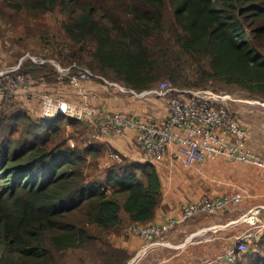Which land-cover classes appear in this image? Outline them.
<instances>
[{
	"label": "trees",
	"instance_id": "16d2710c",
	"mask_svg": "<svg viewBox=\"0 0 264 264\" xmlns=\"http://www.w3.org/2000/svg\"><path fill=\"white\" fill-rule=\"evenodd\" d=\"M5 1L35 16H67L63 39L38 34L48 39L47 60L64 68L86 67L138 93L165 79L181 89L215 80L264 101V0H121L111 8L97 0ZM169 10L174 23L166 24ZM19 71L49 84L58 76L47 62L27 61ZM11 108L0 106V264H56L57 254L86 248L99 264H129L135 255L108 232L120 229L122 212L129 232L154 223L163 200L158 163L129 162L94 142L88 121H36ZM111 152L120 164L101 162ZM79 211L83 224L70 218ZM254 243L237 264H264V232Z\"/></svg>",
	"mask_w": 264,
	"mask_h": 264
},
{
	"label": "built area",
	"instance_id": "2783aa9c",
	"mask_svg": "<svg viewBox=\"0 0 264 264\" xmlns=\"http://www.w3.org/2000/svg\"><path fill=\"white\" fill-rule=\"evenodd\" d=\"M59 73L63 79H68L80 90L81 100L73 102L47 91H34L33 96L39 101L41 116L45 120L63 116L88 121L96 126L102 135L116 137H123L129 131H134L136 146L145 159L158 164L171 152L175 159L189 169L226 158L232 163L258 169L264 175V158L249 148L247 145L249 131L229 107L231 102L264 107V102L243 100L236 98L235 95H222L209 89H181L173 87L169 81L141 94L113 84L121 91L132 92L138 98L149 96L166 98L168 115L164 121L158 122L150 117H135L93 106L91 103L93 97L81 91L83 83L95 77L87 68L76 65L69 68L59 67ZM26 84L27 77L24 75H17L13 80L6 77L0 81V86L7 85L11 90L9 93L0 90V94L9 99L18 86ZM109 157L112 161L121 163L115 152H111ZM244 198L242 190L214 199L202 198L185 204L180 216L171 218L166 224L135 223L131 226L130 233L157 244L159 237L177 226L197 217L220 214L230 207L239 205ZM260 212L261 208L257 207L255 213L244 216L243 220L249 221L252 218L256 222ZM262 226L264 228V223ZM253 237V234L246 235L234 248L204 264H237L239 257L247 251L248 240Z\"/></svg>",
	"mask_w": 264,
	"mask_h": 264
},
{
	"label": "rangeland",
	"instance_id": "374dc122",
	"mask_svg": "<svg viewBox=\"0 0 264 264\" xmlns=\"http://www.w3.org/2000/svg\"><path fill=\"white\" fill-rule=\"evenodd\" d=\"M97 1L104 6L106 3H109L108 6L111 8L118 7L117 2L121 0ZM0 16L2 17L0 20V81H3L6 77L8 80H13L17 75L23 76V74H20V71L18 72V67H20L21 62L24 63L31 61L37 62L41 65L48 61L47 63L57 69L50 60H47L50 58L48 57L49 53L45 50V42L48 41V39L41 38L38 34L41 36L42 34L48 32L60 37V39H63V24L68 20L65 14L60 12V10H56L53 13L35 16L27 10L16 9L5 0H0ZM116 17H120V14H117ZM37 19H39L38 22H35ZM169 23H174V17L171 10L168 11L166 16V24ZM18 25L22 27L23 25H27L29 28L28 33H26L22 27H18ZM51 60L55 61V59ZM56 62L54 63L60 66V63ZM168 81L172 82L170 79H165L159 82L157 87ZM54 84L55 83H52L51 85ZM67 84L69 83L67 82ZM52 87L56 88L55 85ZM207 87L208 88L206 89L222 95L231 94L238 96L237 94L241 93L246 96V98L260 100L251 97L239 86L229 85L215 80L210 81ZM0 90L5 93H9L11 89L5 85L0 86ZM80 100L81 96L77 102ZM2 109H4V106ZM17 110L18 108L16 107L11 108L8 110V113L14 114ZM222 161L223 159L214 162H206L189 169L184 167V165L176 159L174 164H172L170 171L161 173L163 197L168 200L172 199L173 201L177 199L180 204H188L196 202L202 198L214 199L223 197V195H230L236 188H243L239 185L236 187L238 183L237 176L241 170H243L242 174L244 177L246 175L250 177L254 176L255 179L259 181L258 177L260 174L259 171H256L258 169L253 170L251 169V166L245 164H235L234 166H240L241 169H238L236 173L234 169H231L226 172L227 174H224L222 169L215 167V165H222ZM209 165H212L213 167H209ZM96 175L103 177L102 172H97ZM226 175H230L231 177L228 178ZM243 180L244 179L242 178L241 182ZM252 180L251 184H249V182L247 184H243L248 187L243 188L244 190L246 189L247 192L242 190L244 196L247 194V198H244L246 205L253 203V197L256 195L254 187L255 182L253 183ZM227 187L233 190L226 191ZM238 191H241V189L236 190V192ZM118 198L123 202L126 196L121 195ZM233 209H231L233 212L225 210V212L217 214L216 216L197 217L190 222L177 226L175 229L170 231L169 234L167 233L163 235L157 240V242L163 243V245L159 246L161 248H159L160 250L155 254L156 260H153L155 262L154 264H158L160 260H169L170 258L171 259L166 264H204L208 260L214 259L227 250L234 248L236 243L248 234H253L254 237L248 240L246 253H249L251 250H256L254 242L258 240L259 234L264 232V228L262 226L264 223V211L261 214L259 213L257 217L258 221L256 222H254L255 220H241V224H235L221 230L223 226H225V222H223L224 213L228 212L229 214H233L235 217L238 215L237 210ZM121 217L123 224L120 229L112 233L108 232L111 241L114 243L121 240V237H124L125 234L126 236L124 240H129L130 238L127 233V229H129L130 225L127 221L126 214L122 212ZM70 218L80 224H83L86 221L83 211L76 212ZM201 223L205 224L204 227H201L202 230L204 229L203 232L201 231L203 234L193 238V240L187 244L192 235L197 234V232L200 231L198 230L197 232H194V225L200 226ZM180 228H182L183 231L178 232L179 230H182ZM173 235H175V237H173ZM223 235H225V237H223ZM143 240L146 245L151 244L149 241L145 239ZM55 262L56 264H99L96 261V258L92 255V251L88 248L69 249L67 251H63L56 255Z\"/></svg>",
	"mask_w": 264,
	"mask_h": 264
},
{
	"label": "crops",
	"instance_id": "0c3cea01",
	"mask_svg": "<svg viewBox=\"0 0 264 264\" xmlns=\"http://www.w3.org/2000/svg\"><path fill=\"white\" fill-rule=\"evenodd\" d=\"M21 66L22 65L18 67V72ZM24 76L27 77V84L24 86H18L9 99H7L4 95L0 94V105L9 103L14 105L18 109L23 108L28 112V114L33 119H35L36 121H40L41 107L39 101L33 96L34 91H38V92L47 91L50 93H55L59 96H62L64 99L73 102L78 101L80 99V90L74 87L69 80L63 79L59 72L56 78V83L54 84L56 88L52 87L54 85L47 83L44 79H40L41 80L40 82H36V80H34L33 78L26 75ZM67 82L69 84H67ZM111 83L113 82L105 79L102 76L97 75V77L93 78L92 80L85 81L82 85L83 89L81 91H84L85 93L91 95L93 97L91 100L93 106L102 110L118 112L122 114L132 115L135 117H150L158 122H162L166 119L168 115L166 98L146 97L143 99H139L131 93L119 91V89L114 87ZM118 84L122 86L124 85L123 83H118ZM237 95L239 97L235 96L236 98L243 100H250V98H246V96L242 95L241 93H238ZM229 107L231 111L236 116L239 117L241 124L245 126L249 131V140L247 142L249 148L254 153L264 158V107L241 104L236 102L229 103ZM135 135L136 134L134 131H129L123 137L102 135L100 131L97 129V127L94 126V134L92 135L91 139L94 140V142L96 143L108 145L110 149L116 150L122 157H124L129 162L145 163L147 161L144 155L135 145ZM70 143L71 145H75V141L73 139H70ZM174 161H176V159L174 158L173 153L170 152V154L166 156L165 160L157 165L160 175L163 172L170 171L172 164H174ZM101 162H104L105 164H109L112 163V160L108 155V157L103 158ZM222 162H223L222 165H215V167L222 169L224 174H227L226 172L231 169H234L235 173L237 172L238 169H241L240 166H234L236 163H232L230 160L226 158H223ZM209 167H213V166L209 165ZM251 169L256 170L255 168H251ZM242 171L243 170H241V172L237 176L238 183L236 187L239 185L243 188H248L243 184H247L248 182L249 184H251V180L253 178L252 182L253 183L255 182L254 187L256 190V195H254L252 201L253 203L251 204L246 205L244 201L247 198V194H246L245 199L239 205L228 208L226 210L228 212L229 211L233 212L231 209L235 208L233 210H237L238 215L235 217L233 214H229L228 212L224 213L223 222H225L224 223L225 226H223L221 230L235 224L236 225L241 224L242 222L241 219L245 215H248L250 212H252L256 207L261 208L260 214L264 211L263 173L259 170H256L259 171L260 174L258 177L259 179L258 181L255 179L254 176L250 177L246 175L244 177ZM226 176L228 178L231 177L230 175H226ZM242 178L244 180L241 182ZM243 188H236L233 191V193H235L237 189H241L247 192V190L246 189L244 190ZM227 190L232 191L233 189L227 187L226 191ZM184 204L185 203L180 204V202L177 199L173 201L172 199L168 200L165 197H163L162 203L157 210L156 217L153 222L158 224H166L171 218L179 217ZM238 211L240 212V214ZM194 226H195V228L193 229L194 232H197L198 230L200 231L197 232V234L192 235V237L188 240L187 244L191 240H193V238L203 234L201 227H204L205 224L201 223L200 226L197 225ZM181 231H183V229L179 230L178 232ZM127 233L130 236L129 240L126 239L124 240L126 236L125 234V236L121 237V240H118V242L115 244L118 247L127 249L129 252L135 255V257L131 260L129 264L131 263L154 264L155 262L153 260H156L155 254L160 250L159 248L161 247L159 246L163 245V243L153 244V242H150L151 243L150 245H146L145 241L142 238L131 235L129 231H127ZM260 236L261 234H259V237ZM173 237H175V235H173ZM223 237H225V235H223ZM169 260L167 259L160 260L158 264H166L169 262Z\"/></svg>",
	"mask_w": 264,
	"mask_h": 264
},
{
	"label": "clouds",
	"instance_id": "9594fccd",
	"mask_svg": "<svg viewBox=\"0 0 264 264\" xmlns=\"http://www.w3.org/2000/svg\"><path fill=\"white\" fill-rule=\"evenodd\" d=\"M51 61V63L57 68V71L59 72V67L60 68H64V67H62L61 66V64H59L60 66H58V65H56L54 62H56V61H54V60H50ZM54 61V62H53ZM48 62V61H47ZM57 63V62H56ZM23 64V62H21V65ZM73 66H75V65H72V66H70V67H73ZM77 66V65H76ZM80 67H82V66H80ZM67 68H69V67H67ZM84 68H86V67H84ZM88 69V68H87ZM73 70H75V68L73 69ZM90 70V69H89ZM91 71V70H90ZM92 72V71H91ZM93 73V72H92ZM94 74V73H93ZM95 75V74H94ZM95 77H97V75H95ZM95 77H93V78H95ZM93 78H91L90 80H92ZM68 80V79H67ZM90 80H88V81H90ZM112 85L113 84H117L118 86H121V87H123V88H125L126 90H128V91H130V90H132V91H134V92H136L135 90H133V89H129V88H126L124 85L122 86V85H119L118 83H116V82H113V83H111ZM114 87H116V88H118L119 89V87L118 86H115V85H113ZM157 88V87H156ZM155 89V88H154ZM151 90V89H150ZM119 91H121L120 89H119ZM147 91V90H146ZM121 92H125V91H121ZM143 92H145V91H143ZM143 92H141V93H143ZM126 93H131V94H133L132 92H126ZM137 94H141V93H138V92H136ZM57 95V94H56ZM134 96H136L135 94H133ZM137 97V96H136ZM149 97H152V96H149ZM138 98V97H137ZM139 99H143V98H139ZM250 100H252V99H250ZM259 101V100H258ZM261 102H264V101H262V100H260ZM75 102H77V101H75ZM93 105V104H92ZM63 117V116H62ZM58 118V117H57ZM64 118H66V119H72V118H67V117H64ZM41 119H43L42 118V116H41ZM56 119V118H55ZM43 120H45V119H43ZM51 120H53V119H51ZM76 120V119H75ZM45 121H50V120H45ZM135 145H136V143H135ZM142 153V152H141ZM110 155V154H109ZM114 162V161H113ZM116 163V162H115ZM118 164V163H117ZM257 208V207H256ZM255 208V209H256ZM251 213V212H250ZM249 213V214H250ZM246 216V215H245ZM244 218V217H243ZM243 218L241 219V220H243ZM153 224V223H152ZM131 234V233H130ZM132 235V234H131ZM165 235V234H164ZM163 236V235H162ZM161 236V237H162ZM136 237V236H135ZM161 237H159V238H161ZM158 238V239H159ZM157 239V240H158ZM148 241V240H147ZM150 242V241H149ZM157 242V241H156ZM154 243V242H153ZM159 243V242H158Z\"/></svg>",
	"mask_w": 264,
	"mask_h": 264
},
{
	"label": "water",
	"instance_id": "95a60500",
	"mask_svg": "<svg viewBox=\"0 0 264 264\" xmlns=\"http://www.w3.org/2000/svg\"><path fill=\"white\" fill-rule=\"evenodd\" d=\"M23 61V60H22ZM255 213V209L251 212V214ZM132 264V263H131Z\"/></svg>",
	"mask_w": 264,
	"mask_h": 264
},
{
	"label": "bare ground",
	"instance_id": "6f19581e",
	"mask_svg": "<svg viewBox=\"0 0 264 264\" xmlns=\"http://www.w3.org/2000/svg\"><path fill=\"white\" fill-rule=\"evenodd\" d=\"M250 216H248V218H249ZM250 220H252V218L250 219ZM208 229V228H207ZM209 230V229H208ZM203 231V230H202Z\"/></svg>",
	"mask_w": 264,
	"mask_h": 264
}]
</instances>
